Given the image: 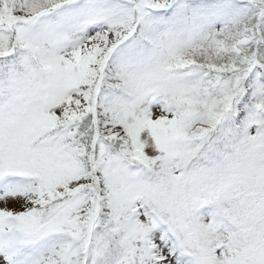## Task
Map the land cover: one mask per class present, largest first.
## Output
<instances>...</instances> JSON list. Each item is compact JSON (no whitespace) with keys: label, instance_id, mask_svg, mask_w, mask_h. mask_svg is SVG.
<instances>
[{"label":"snow or ice","instance_id":"obj_1","mask_svg":"<svg viewBox=\"0 0 264 264\" xmlns=\"http://www.w3.org/2000/svg\"><path fill=\"white\" fill-rule=\"evenodd\" d=\"M0 264H264V0H0Z\"/></svg>","mask_w":264,"mask_h":264}]
</instances>
